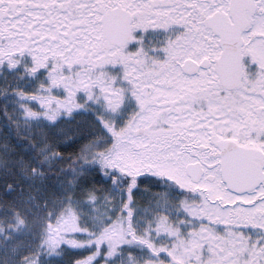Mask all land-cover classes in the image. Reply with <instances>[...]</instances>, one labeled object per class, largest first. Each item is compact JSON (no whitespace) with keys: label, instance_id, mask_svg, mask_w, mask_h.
Masks as SVG:
<instances>
[{"label":"snow or ice","instance_id":"1","mask_svg":"<svg viewBox=\"0 0 264 264\" xmlns=\"http://www.w3.org/2000/svg\"><path fill=\"white\" fill-rule=\"evenodd\" d=\"M0 264H264V0H0Z\"/></svg>","mask_w":264,"mask_h":264}]
</instances>
